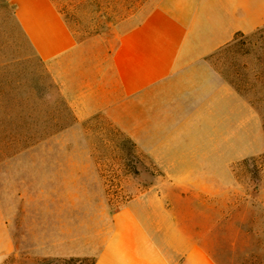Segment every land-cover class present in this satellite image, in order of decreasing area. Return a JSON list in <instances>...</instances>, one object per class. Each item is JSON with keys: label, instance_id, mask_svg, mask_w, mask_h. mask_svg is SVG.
<instances>
[{"label": "crops", "instance_id": "0c3cea01", "mask_svg": "<svg viewBox=\"0 0 264 264\" xmlns=\"http://www.w3.org/2000/svg\"><path fill=\"white\" fill-rule=\"evenodd\" d=\"M6 1L73 118L106 121L156 171L155 183L107 222L82 225L79 241L67 236L52 255L90 264H219L208 249L211 214L231 195L234 165L264 150V123L208 57L264 27V0H146L84 35L56 0ZM91 163L67 159L66 180L80 179L84 169L72 168ZM14 251L0 196V264Z\"/></svg>", "mask_w": 264, "mask_h": 264}, {"label": "rangeland", "instance_id": "374dc122", "mask_svg": "<svg viewBox=\"0 0 264 264\" xmlns=\"http://www.w3.org/2000/svg\"><path fill=\"white\" fill-rule=\"evenodd\" d=\"M56 1L84 35L110 28L114 17L146 0ZM211 61L245 94L264 123V27L237 35ZM49 81L45 64L14 16V4L0 0V97L11 119L21 124L20 146L37 141L0 161V196L9 205L15 242L4 264H90L88 259L52 255L50 247L67 236L79 241L82 225H102L110 211L155 183L154 167L124 134L101 119L76 121L56 85L52 82L45 90ZM53 123L67 126L43 137L56 129ZM10 135L7 131L6 137ZM12 149L0 143V156ZM255 150L250 145L249 154ZM249 157L254 160L234 165L231 195L218 198L211 214L216 228L208 249L219 264H264V150ZM67 159L80 164L91 159L92 165L73 167V175L81 168L85 175L67 181Z\"/></svg>", "mask_w": 264, "mask_h": 264}, {"label": "trees", "instance_id": "16d2710c", "mask_svg": "<svg viewBox=\"0 0 264 264\" xmlns=\"http://www.w3.org/2000/svg\"><path fill=\"white\" fill-rule=\"evenodd\" d=\"M23 32V31H22ZM24 34V32H23ZM25 35V34H24ZM26 36V35H25ZM27 38V37H26ZM235 38L228 44H226L225 46L223 47H220L219 49H217L214 53H212L209 57H208V60L213 64V61L212 60V57L218 53H220L222 50H224L225 48L229 47L233 42H234ZM223 75V74H222ZM228 81H230L228 79L227 76L223 75ZM232 83V81H230ZM233 86L235 87V89L241 93L242 95L245 96V94L236 86L234 85V83H232ZM53 83L52 82H48V84L45 86V90H50L52 87H53ZM6 101L1 99L0 97V143H6L7 145L8 144H11L13 146V149L11 152H5V154L3 156H0V161L6 159L7 157H9L10 155L12 154H15L17 152H19L21 149H24L28 146H31L33 145L34 143H36L37 141H34V140H31L29 141V143H25L24 145L20 146V143L21 142L20 140V137H19V127H20V123H18V121L16 119H11V115L9 113L6 112L5 110V107L7 106V104L5 105ZM251 103V102H250ZM18 102L16 100V98H14L13 102H12V105H17ZM31 124V122L29 123ZM53 125L56 126V129L53 130L52 132H46L44 133V136H49L51 133H55V132H58L60 131L61 129H63L64 127H66L67 125L65 126H59L57 125V123H53ZM21 128V127H20ZM10 132L11 135L9 137H6V132ZM18 135V136H17ZM27 142V141H25ZM10 147V145H9ZM254 160L253 157H248V158H245L243 159L242 161L243 162H248V161H252Z\"/></svg>", "mask_w": 264, "mask_h": 264}]
</instances>
